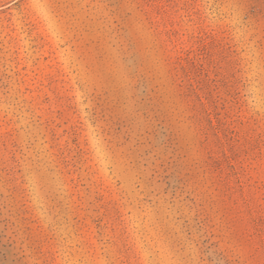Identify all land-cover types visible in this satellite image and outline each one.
Here are the masks:
<instances>
[{
    "label": "rangeland",
    "instance_id": "1",
    "mask_svg": "<svg viewBox=\"0 0 264 264\" xmlns=\"http://www.w3.org/2000/svg\"><path fill=\"white\" fill-rule=\"evenodd\" d=\"M185 71L235 85L234 158L165 104L196 101ZM263 118L264 0H0V264H264Z\"/></svg>",
    "mask_w": 264,
    "mask_h": 264
},
{
    "label": "trees",
    "instance_id": "2",
    "mask_svg": "<svg viewBox=\"0 0 264 264\" xmlns=\"http://www.w3.org/2000/svg\"><path fill=\"white\" fill-rule=\"evenodd\" d=\"M182 69H186V68L182 67ZM185 72H186L189 82H191L188 72L187 71ZM200 72H204V69L201 68ZM226 79H228V77H226ZM226 79H225V82L223 83L218 77H215L212 80H209V84L207 86V89L209 90L206 91V88H203L204 89V93L202 92L203 94H201L198 88L194 87V85L191 82L190 91L196 97L195 102L191 101L189 98H186L184 93L177 90L176 88H168V90L165 91V94L169 95V101H166L165 104H170L173 107H175L177 106L176 102L180 100H185L188 112L195 113V114L197 111L201 112V114L205 117V119L208 120L209 125L208 126H203L202 124L199 126L197 125L198 134L204 133L205 135H207L208 134L207 131L209 132L212 131L213 134L219 139V143L222 146L224 155L230 160L231 155H233V158H234L235 155H238L240 153L239 152L240 150L242 151L241 138L238 135L237 131L233 129L231 126L234 125L236 122H240V123L244 122V111L241 108H238L237 110V106L239 104V97H237V95L233 92L235 85L230 84V82L227 81ZM133 80L137 81L136 86L140 89L142 93H146V95L147 94L149 95L150 94L149 92L155 91V88L159 87V84L155 85L156 79L153 76L151 77L147 75L146 72H144L141 76H138V74L135 75L133 77ZM200 90H202V88H200ZM170 99H177V100H175L176 102H173V101H170ZM211 110L213 111V113ZM172 111L174 113L175 109ZM163 115H164L163 121H165V118L167 116V111L164 112ZM257 124L259 125V128L261 129V132L259 133V136L261 137L264 134V118L261 121L257 119ZM224 125H227V127L224 128ZM222 129L224 130V133L226 131L229 135L228 136V140L230 142L229 146L224 145L222 142V138L220 136V132ZM250 145L254 146L253 148L257 149L258 153H262V150L264 149V139L258 140V141L257 140L250 141ZM180 148L184 149L182 145H180ZM229 153L231 154L229 155ZM244 153L248 154L246 150H244ZM208 155L210 156V159L213 158L211 152H209ZM241 160L248 162L249 159H247L245 155L241 158ZM209 165H211L214 174H216V176L218 177L215 179H216L217 185L220 187L222 194H224V196L232 200L229 194L230 190L228 188V183L226 182L228 179L227 178L228 176H227V173H225L223 164L219 161L214 160L211 163L209 162ZM252 165H253V162L252 160H250L248 163L249 170L254 169ZM226 166L228 168H231L230 172L228 173L235 176L236 188H238L241 191V194H243L241 195V197L243 198V201L247 202L246 198L244 197L243 186L241 185L240 180L236 176L237 173L235 171L234 165L232 164L231 161H228ZM254 184L258 187L259 190L263 188L262 182L258 180H256ZM235 203H237V201H235ZM235 210H237L235 206L233 208H229V210L225 212V218H226L225 220L227 221L229 212H231L230 214L232 215V218L234 219L233 220L234 224H239L241 221L243 222V220L240 217V212H237ZM246 214L249 220H251L253 224H257V222H255V220L253 219L251 211H248ZM239 231H243V230L239 229ZM219 232H221L220 228H219ZM257 233H258V230H257ZM242 236H246V235H244L243 233ZM218 237L219 238L223 237L226 239V236H224V234H219ZM259 237H260V243L262 246V251L264 253L263 239L261 238V235H259ZM227 241L230 242L228 238H227ZM203 253H206V250H203Z\"/></svg>",
    "mask_w": 264,
    "mask_h": 264
}]
</instances>
